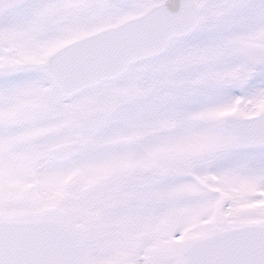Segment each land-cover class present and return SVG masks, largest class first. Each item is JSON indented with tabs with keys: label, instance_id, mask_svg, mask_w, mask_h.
I'll return each instance as SVG.
<instances>
[{
	"label": "snow or ice",
	"instance_id": "6c2138e0",
	"mask_svg": "<svg viewBox=\"0 0 264 264\" xmlns=\"http://www.w3.org/2000/svg\"><path fill=\"white\" fill-rule=\"evenodd\" d=\"M0 264H264V0H0Z\"/></svg>",
	"mask_w": 264,
	"mask_h": 264
}]
</instances>
